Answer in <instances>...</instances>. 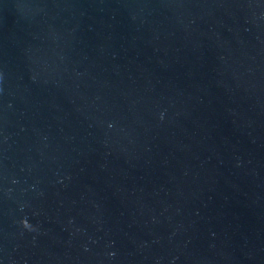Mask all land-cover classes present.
Listing matches in <instances>:
<instances>
[{
  "label": "water",
  "instance_id": "95a60500",
  "mask_svg": "<svg viewBox=\"0 0 264 264\" xmlns=\"http://www.w3.org/2000/svg\"><path fill=\"white\" fill-rule=\"evenodd\" d=\"M0 264H264V0H0Z\"/></svg>",
  "mask_w": 264,
  "mask_h": 264
}]
</instances>
